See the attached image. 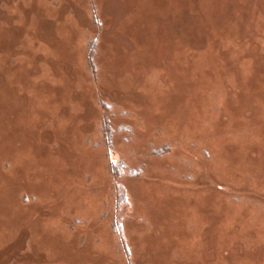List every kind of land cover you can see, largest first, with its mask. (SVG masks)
I'll list each match as a JSON object with an SVG mask.
<instances>
[{
  "label": "rangeland",
  "instance_id": "rangeland-1",
  "mask_svg": "<svg viewBox=\"0 0 264 264\" xmlns=\"http://www.w3.org/2000/svg\"><path fill=\"white\" fill-rule=\"evenodd\" d=\"M0 264H264V0H0Z\"/></svg>",
  "mask_w": 264,
  "mask_h": 264
}]
</instances>
